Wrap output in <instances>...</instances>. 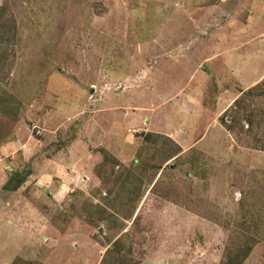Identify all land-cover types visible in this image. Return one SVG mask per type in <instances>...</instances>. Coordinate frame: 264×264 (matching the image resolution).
I'll list each match as a JSON object with an SVG mask.
<instances>
[{"label": "rangeland", "instance_id": "1", "mask_svg": "<svg viewBox=\"0 0 264 264\" xmlns=\"http://www.w3.org/2000/svg\"><path fill=\"white\" fill-rule=\"evenodd\" d=\"M228 33L264 75V0H0V264H264V77L224 151L144 122Z\"/></svg>", "mask_w": 264, "mask_h": 264}, {"label": "crops", "instance_id": "2", "mask_svg": "<svg viewBox=\"0 0 264 264\" xmlns=\"http://www.w3.org/2000/svg\"><path fill=\"white\" fill-rule=\"evenodd\" d=\"M234 35H240L239 40ZM250 38L247 39L252 48L249 46L245 50L239 49L237 45L238 41L243 40L241 34L228 33L225 39L227 44L222 46L212 43V48L208 51L211 56L203 66L204 70L196 67V61L191 59L190 53L183 55L186 70L191 74L182 90L179 88L180 81L175 80L176 76H179L175 72L180 71L182 59L174 61L173 67L165 68L161 74L162 78L173 80L166 81L164 85L167 88L178 87V90L174 89L172 93L165 92L161 95L157 108H152L146 115V121L143 120L147 126L146 134H160L170 138L182 153L196 148L224 151L227 132L217 120L238 96L236 93L239 89L245 91L264 77L261 73L263 68L260 47L255 48L253 39ZM213 67H217L221 72H216ZM202 79H206L205 84ZM210 82L211 89L208 86ZM224 85L229 89L223 90ZM208 91L214 94L212 93L213 98L206 103ZM132 120L134 119L130 118L128 121L129 125H133ZM46 165L47 163L45 167H48Z\"/></svg>", "mask_w": 264, "mask_h": 264}]
</instances>
